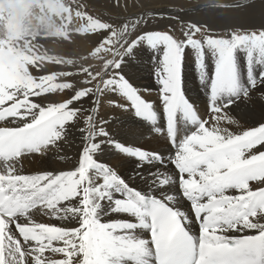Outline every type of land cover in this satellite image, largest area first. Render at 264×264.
Instances as JSON below:
<instances>
[{
    "label": "snow or ice",
    "instance_id": "6c2138e0",
    "mask_svg": "<svg viewBox=\"0 0 264 264\" xmlns=\"http://www.w3.org/2000/svg\"><path fill=\"white\" fill-rule=\"evenodd\" d=\"M60 4L61 0H38L41 20L49 13L59 14L61 20L82 26L84 35L102 31L110 36L93 52L104 59L103 71L81 70L86 77L83 83L99 82L75 90L65 102L45 107L32 98L73 89L71 82H58L71 73L33 74V69L42 70L47 63L40 54V37L27 35L23 18L10 0H0V122L16 125L0 127V264H264V187L255 191L250 187L253 181L264 184V151L246 156L264 145V124L239 134L220 126L222 121L238 123L229 114L232 106L251 99L254 90L264 91V26L201 41L194 38L200 26L189 24L183 41L151 32L121 53L116 45L128 43L122 38L130 32L129 23L117 31L87 14L84 7L71 4L65 6V17L64 11H58ZM141 22L136 20L131 28ZM145 41L158 53L154 75L160 85L166 137L176 149L174 158L165 161L160 153L112 140L107 143L141 162L140 166H174L176 177L167 172L153 176L149 190L159 189V196L131 187L117 170L98 161L96 155L103 144L97 137L111 134L99 126L95 107H73L85 99L96 105L105 92L118 93L130 102L136 117L155 125L158 113L153 104L114 71L122 66V59L116 57L131 54ZM188 48L194 50L200 82L210 92L209 111L215 121L211 126L199 117L183 90L182 68ZM208 54L211 69L206 63ZM85 111V127L80 129L86 133L85 146L76 168L21 174L23 158L58 149L59 142L71 134L67 126ZM181 123L192 127L182 137ZM172 185L175 191L169 190ZM229 190L238 194L230 195ZM180 196L190 202L191 216L175 206ZM34 212L75 224L35 222ZM107 212L132 219L103 222ZM193 217L199 223L198 236L189 228ZM138 230L148 232L150 239ZM246 230L255 234L228 235Z\"/></svg>",
    "mask_w": 264,
    "mask_h": 264
},
{
    "label": "bare ground",
    "instance_id": "6f19581e",
    "mask_svg": "<svg viewBox=\"0 0 264 264\" xmlns=\"http://www.w3.org/2000/svg\"><path fill=\"white\" fill-rule=\"evenodd\" d=\"M10 3L11 6L16 10L18 16H22L23 28L26 30V34H35L36 36H39V43L43 46L40 49V54L41 57L47 61V63L44 65L42 70L33 69V74L36 76H42L60 71V66L57 64L55 65L53 60V50L56 48V42H54V39L57 37L62 38L64 34L72 32L73 30H80L82 27L72 23L71 20H61L60 18L56 19L59 14L52 16L51 13H49L42 21L37 6L38 0H31L28 4H23L22 2L16 4L10 0ZM58 11H64L65 17L68 16L65 7L62 8L60 6ZM7 15V10H5L4 17L7 18ZM0 31H3V29L0 28ZM81 31V36L71 39L76 43L79 49L84 48L86 51H88L94 42L95 36L94 34L84 35L83 28ZM59 47H61L60 51L64 53L63 45H59ZM44 49L47 51L45 52ZM65 55L66 53H64V56ZM156 58L158 59V56H156ZM157 59L156 61H158ZM140 61L142 62V57ZM155 64L156 65L151 68L149 66H141L140 64L130 60L129 62L122 65L123 68L118 70V72L132 81L131 83L135 86V88L138 90V93L146 102L153 104L154 110H156L158 113V120L155 125L136 117L134 114V109H132L130 106V102L118 93L105 92L99 98V102L96 105H93L92 100L85 99L76 102L73 107H82L83 109L95 107L96 112L93 114L95 115L99 126L104 127L111 134L110 137L106 138L97 137V142H101L103 144V150L96 155L98 161L105 163L106 165L117 170L131 187L143 192H148L150 195L154 192L157 196H159V189H152L151 191L149 190L152 178L156 175H162L164 172L170 173L173 177H176L177 173L172 167V164L167 163L163 169H161V165L159 164L144 163L143 166H140L141 162L120 153L114 148L113 145L107 143L108 140H112L126 144L133 148L148 150L149 152L153 153H160L164 157L165 161H171L174 158L176 149H173L168 145L167 138L164 133L165 119L162 114L161 91L160 87L158 86L159 84L157 79L153 74L158 67V63ZM183 65L185 64L183 63ZM187 67L185 68V72L186 75L189 76L190 74L188 73L189 71L187 72ZM64 68V70L68 69L67 67ZM81 70L82 69L80 68L78 78L84 77V74L81 72ZM197 79L198 81H192L190 78L187 80L188 83L184 81L187 84V88L191 89V92L194 93V96L186 98L194 105L199 117L203 120H207L209 122L208 126H211L215 123V121L212 120V113L209 111L210 92L205 84L200 82L199 75ZM59 82H71L73 85L76 83L69 79H63ZM83 86L84 84L79 82L77 85H74L73 89L56 91L47 95L33 97L32 99L36 102L42 103L43 106L47 107L49 104L67 101L75 94V90H78ZM250 96L251 99L242 100L239 106L233 105L232 110L229 112L232 118L237 120L238 123L222 121L220 124L222 128H226L234 134H239L244 130L264 124V91L259 89L254 90L250 93ZM121 105H128V107L124 108L121 107ZM87 115V111L83 112L77 121H74L67 126L71 129V134L66 140L59 142L58 149L51 151L46 155L33 154L32 156L23 158V163L20 167L21 174H40L47 171L59 173L76 168L81 156V150L85 146L83 136L86 133H82L80 129L85 127L84 118ZM2 126L13 127L16 125L5 121L0 122V127ZM181 127V137L186 132L192 130L191 126H183V123H181ZM157 129H159V131H157ZM260 151H264V145H258L256 148L252 149L251 152L246 153V156L258 154ZM157 169H161V171L157 172ZM250 187L255 191L260 187H264V184L253 181L250 182ZM169 190L175 191V185L170 186ZM228 194L237 195L238 193L235 190H229ZM72 203H75V201ZM175 206L181 208L183 211L189 214V207L184 202V200L181 199V197H178V204ZM104 207H107V202H105ZM32 218L35 222L56 226L67 224L71 227L75 224V222L69 224L66 221L54 219L50 216H44L39 212H34ZM122 219L132 218L127 217L124 214L111 212H107L102 215L103 222ZM189 228L192 233H195V227L193 224H190ZM138 233L143 238L148 239L145 230H138ZM254 233V230H246L244 233L230 232L228 235L236 237Z\"/></svg>",
    "mask_w": 264,
    "mask_h": 264
},
{
    "label": "rangeland",
    "instance_id": "374dc122",
    "mask_svg": "<svg viewBox=\"0 0 264 264\" xmlns=\"http://www.w3.org/2000/svg\"><path fill=\"white\" fill-rule=\"evenodd\" d=\"M30 1L12 0L16 4L20 2L28 4ZM69 4L79 5L81 8L84 7L87 14L100 19L102 22L113 25L117 31L125 23H129L130 32L126 33L122 38L128 43L124 47L116 45L121 53H124L125 48L132 41L138 40L141 35L151 32L170 34L175 39L183 41L185 39L184 33L188 30L187 26L189 24L200 26L201 31L196 33L194 38L201 41L209 36L213 38H226L232 32L259 30L264 26V0H61L60 6L63 8ZM58 18L59 15L56 19ZM136 20H141L142 22L132 29L131 23H134ZM81 29L73 30L64 34L62 38L57 37L54 39L56 48L53 50V60L55 65L57 64L61 68L56 73H71L67 77H59L58 82L63 79H69L76 82V85L79 82L83 83L86 77L84 75V77L78 78L80 68H89L94 73L103 71L104 59L99 58L93 52L105 37L110 36V33L96 32L93 44L86 51L84 48L79 49L71 39L81 36ZM59 45H63L64 53H66L65 56L60 51L61 47ZM152 51L145 41L139 43L131 54L116 57V59H122V65L131 60L141 66L152 68L156 65V56H158V53L154 54ZM101 55L107 59L113 58L111 54L102 53ZM141 57L142 62L140 61ZM206 63L208 68L211 69L212 58L210 54L206 56ZM184 64V68H182V82L185 84H183V90L186 97H191L194 96V93L191 92V89L187 88V80L191 78L192 81H198L197 77L199 75V70L195 63V52L191 48L186 49ZM64 67L68 69L64 70ZM186 67L187 72L189 71V76L186 75ZM121 68L123 67L121 66ZM114 71L118 72V70ZM105 78H108L107 74ZM98 82L99 80L93 81L92 84L83 83V87H91ZM158 86L160 87V85Z\"/></svg>",
    "mask_w": 264,
    "mask_h": 264
}]
</instances>
